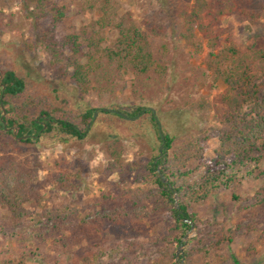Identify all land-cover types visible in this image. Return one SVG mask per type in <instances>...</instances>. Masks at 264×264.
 <instances>
[{"label": "trees", "instance_id": "1", "mask_svg": "<svg viewBox=\"0 0 264 264\" xmlns=\"http://www.w3.org/2000/svg\"><path fill=\"white\" fill-rule=\"evenodd\" d=\"M84 6L97 14L96 20L83 30L63 34L59 40L53 39L45 46L49 69L55 76L74 85L81 101L91 92L99 99L103 95L112 96L114 85L125 75H130L133 98L140 102H158L160 95L167 90V47L161 45L159 51L154 52L149 36H163L164 28L146 23L145 30H142L129 13L119 12L118 3L114 0H84ZM255 7L252 0H194L190 11L181 16L180 39L195 52L201 53L206 48V72L213 83L225 85L219 101L224 108L226 129L218 137L213 159L206 163L203 160L204 135L196 137L185 131L182 139H178L164 127L166 112L160 110V106L152 107L164 135L161 157L148 160L138 168L133 162L129 171L135 173L136 186L102 194L94 206L96 210L88 218V223L97 229L125 223L136 229L138 224L154 217L172 220L167 236L160 242L161 255L150 264H175L174 250L190 228L185 221H191L195 226L198 224L196 217L188 213L191 205L206 201L222 189L233 192L246 178L264 176L260 169L264 161V45L252 44L241 51L228 40L225 29L221 27L222 19L232 14H238L242 22L254 25L260 19ZM51 10L54 25L64 20V6L53 4ZM108 32H113L114 38L107 44L105 34ZM224 36L227 39L225 45L222 43ZM27 92V84L22 77L13 70L0 68V117L2 107H6L7 114L0 118L1 143L8 144L9 138H15L12 141L15 144H33L44 135H54L58 140H83L89 134L88 125L93 120L94 109H83L77 103L78 113L69 115L63 110L51 109L52 105L46 99L33 98ZM146 108L137 105L122 110L119 106H111L104 108L107 111L102 110V113L121 121L126 120L110 110L119 111L129 118L137 117V121L129 123L133 126L131 131L137 143L144 136L159 144L161 139L156 121L151 111H145ZM56 112H62L64 116L57 118ZM36 116L40 118L36 119ZM7 128H13L15 135ZM41 131L42 136L38 137ZM116 144V140L107 143L106 152L121 165ZM158 171L167 184L161 182ZM36 177L35 168L15 158L0 159V219L2 210L14 222H21L29 216L25 206L40 198L35 186ZM142 183L150 187L142 186ZM174 195L179 199L177 210L172 199ZM232 199L237 197L233 195ZM252 201L251 207L262 208L264 190H258ZM79 214L78 209L67 205L43 210L36 215L38 227L30 237L43 242L46 236H53V244L63 250L69 264H137L147 256V251L135 241H103L81 248V235L64 238L63 234H69L74 228ZM80 224L85 225V221ZM206 227H209L208 223ZM215 231L218 239L213 246L215 250L231 243L229 236L221 235L220 230ZM204 232L207 238L199 233L198 243L210 239L209 233ZM262 233L264 235V230ZM8 237L0 222V244ZM195 253L206 260L209 249L191 250L186 258L190 259ZM1 255L6 258H0V264H26L24 260L27 258L33 261L46 258L37 248L27 246L16 260L10 250L0 249Z\"/></svg>", "mask_w": 264, "mask_h": 264}, {"label": "rangeland", "instance_id": "2", "mask_svg": "<svg viewBox=\"0 0 264 264\" xmlns=\"http://www.w3.org/2000/svg\"><path fill=\"white\" fill-rule=\"evenodd\" d=\"M114 1L118 3L119 12L129 13L142 30H145L146 23L164 28L163 36H149L154 52L159 51L161 45L167 47V90L160 95L158 102H140L133 98L130 93V75H125L122 81L113 84L115 90L112 96L103 95L99 99L91 92L81 101L74 85L55 76L49 69L45 46L53 39L59 40L63 34L83 30L96 20L97 14L85 8L84 0H0V68L13 70L22 77L27 84V93L33 98L46 99L53 110L76 115L77 103H80L83 109L91 108L96 112L88 125L90 132L83 140H58L54 135L43 137L41 131L38 137H42L33 144H15L12 142L15 138H9L8 144L0 142V159L12 157L37 170L35 186L40 198L25 206L30 212L29 216L21 222H14L5 210L1 211L0 222L9 237L0 244V249L10 250L14 260L27 246L37 248L46 258H42V261L40 258L36 261L27 258L24 260L26 264L70 263L63 250L53 244V236H46L43 242L30 237L38 227L36 215L62 205L79 210L74 228L69 234L63 235L64 238L81 235V248L103 241L113 243L130 240L139 243L147 251V256L142 257L137 264H150L160 257V242L167 236L172 220L154 217L138 224L136 229L128 223L98 229L88 223L102 194L136 186L135 173L129 171L133 162L138 168L148 160L161 157V143L157 144L151 137L144 136L137 143L135 135H132L133 126L129 123L138 118L121 121L113 115L103 114L104 108L119 106L122 110H128L137 105L147 108L160 106V110L166 112L163 116L164 127L170 134L178 139H182L185 131L196 137L199 134L205 136V163L213 159L218 137L226 129L224 108L219 101L225 85L222 82L213 83L206 72V48L201 53L195 52L179 37L181 16L190 11L194 0ZM252 1L256 3L254 10L260 16L254 25L242 22L238 14L227 16L221 21L228 40L241 51L252 44L264 45V0ZM53 4L64 6L66 10L64 20L55 25L52 21ZM197 36L200 37L199 34ZM105 38L108 44L113 40L114 33H106ZM226 40L224 36V45ZM203 43L205 45V40ZM62 112H56L55 116L63 117ZM113 140L117 141L115 146L119 148L121 165L106 152V144ZM260 169L264 171V161ZM141 185L150 187L144 183ZM258 190H264V176L246 178L233 192L222 189L206 201L191 205L188 213L196 217L198 224L195 226L190 221L193 228L185 232L188 234L187 241L182 243L183 236L181 244L174 250L175 264H264V206L251 207L252 197ZM233 195L237 199L233 200ZM172 199L179 204L178 196H172ZM83 221L85 225L80 224ZM207 223L209 227L206 229ZM215 230L229 236L231 243L215 250L213 246L218 240ZM204 231L209 233L210 239L198 243L199 233L207 238ZM180 246L182 250L177 252ZM202 247L209 249L206 260L196 253L190 259L186 258L191 250ZM0 258L6 256L1 255Z\"/></svg>", "mask_w": 264, "mask_h": 264}, {"label": "water", "instance_id": "3", "mask_svg": "<svg viewBox=\"0 0 264 264\" xmlns=\"http://www.w3.org/2000/svg\"><path fill=\"white\" fill-rule=\"evenodd\" d=\"M2 109V115H1V119L3 118V116L5 115V113H6V111H5V109L2 107L1 108ZM151 111L152 112V114H153V117H154V120L156 121V124H157V129H158V134H159V138L161 139V145H160V148H159V150H160V152L162 151V149H163V146H164V143H165V141H164V135H163V133H162V128H161V124H160V121L158 120V117H157V115H156V112H155V110L153 109V108H146L145 109V111ZM103 111H107L106 109H103ZM111 112H113V113H115V114H117V115H119L120 117H122L123 119H125V120H128V121H134L135 119H137V117H135V118H129L128 116H126L125 114H123V113H121V112H119V111H114V110H110ZM95 115H96V112H94V117L93 118H95ZM45 127V125H43V128ZM7 131H12V133H13V135H15V130L13 129V128H7L6 129ZM19 139V138H18ZM21 139V138H20ZM19 139V140H20ZM158 176H159V179L161 180V182H163L164 184H167V180L165 179V177L160 173V171H158ZM173 197H175L176 198V195H174ZM175 202V209L177 210L178 209V207H179V205L178 204H176V201H174ZM185 222H187L188 224H189V226H190V230L193 228V225H192V223L190 222V221H185ZM187 239H188V234H185L184 235V237H183V242L182 243H185L186 241H187ZM182 250V247L180 246L179 248H178V250H177V252H180Z\"/></svg>", "mask_w": 264, "mask_h": 264}]
</instances>
